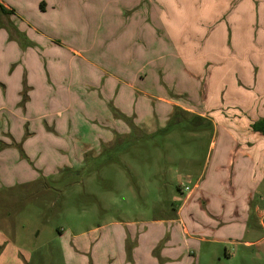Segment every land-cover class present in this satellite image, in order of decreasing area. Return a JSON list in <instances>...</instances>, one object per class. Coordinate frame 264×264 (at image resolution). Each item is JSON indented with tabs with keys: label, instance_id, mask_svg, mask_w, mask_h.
Instances as JSON below:
<instances>
[{
	"label": "crops",
	"instance_id": "0c3cea01",
	"mask_svg": "<svg viewBox=\"0 0 264 264\" xmlns=\"http://www.w3.org/2000/svg\"><path fill=\"white\" fill-rule=\"evenodd\" d=\"M22 11L34 21L38 19L42 30L63 28L54 24L56 11L46 7L43 13L38 12L35 0H0V212L12 203L17 193L27 192L38 184L46 186L47 179L58 172L57 166H61L62 172H73L84 166L87 154H99L118 140H127L133 132L146 138L156 135L164 130L171 115L183 119L196 117L213 129V150L208 157L209 166L200 173L193 187L181 190L186 192L182 194V204L174 215L152 222L162 230L156 239L149 240L146 227L149 222L141 221L145 229L115 232L109 240L121 239L122 245L115 241L110 251L101 247L93 249L92 260L98 264H197L205 244L242 243L245 228L256 222L259 202L264 200V193H260L264 185V135L252 129L253 123L264 119V54H261L264 40L254 38L261 52L253 56L252 65L246 68L248 74H236V67H226L223 73L221 66H226L223 61L227 58L222 54L216 58L206 55L201 61L173 54L168 57L173 59L170 65L175 67L158 65L160 60L156 66L154 61L150 65L148 55L144 54L150 53L148 33L144 35L147 49L136 57L140 66L138 74H51L47 69L42 71V62L34 51L28 48L22 53L21 34L32 38L34 44L39 38L38 27H33L30 20L23 15L22 20L15 19L14 14L20 15ZM208 25L207 28L203 24L189 35L190 48L199 46L195 54L197 50L200 53L229 43L235 47L229 25ZM99 30L104 31L103 25ZM171 31L163 30V38L154 45L182 46L183 40H177ZM39 42L52 50L49 40ZM120 45L128 43L123 41ZM67 48L74 57L86 60L77 49ZM22 55L26 58L25 67L28 66L26 72L20 64ZM115 60L112 56L107 61ZM28 64L33 66L31 72ZM255 69L258 73H254ZM86 95L93 97L89 100ZM134 95L141 96L134 102L136 110H132ZM97 96H107L113 105L120 102V113L125 112L122 114L128 119L108 122L109 109ZM91 110L103 112L99 127L86 120V113ZM240 112L246 114L245 118L240 117ZM219 184L228 185L235 199L241 194V200L231 205L223 204L222 200L212 201L211 191ZM234 220L241 224L228 225ZM244 243L253 245L250 241ZM4 244L11 245L8 233H0V264H4L1 257ZM84 247L81 248L85 252ZM14 255L10 250L7 257L12 260Z\"/></svg>",
	"mask_w": 264,
	"mask_h": 264
},
{
	"label": "rangeland",
	"instance_id": "374dc122",
	"mask_svg": "<svg viewBox=\"0 0 264 264\" xmlns=\"http://www.w3.org/2000/svg\"><path fill=\"white\" fill-rule=\"evenodd\" d=\"M47 1L49 3L35 0V8L40 13L46 7L54 9V24L63 28L42 30L39 20L34 21L24 11L14 15L16 20H22L24 16L33 27H38V42L34 44V40L24 34L18 42L23 54L28 48L34 51L40 57L42 71L47 69L51 74H138L140 66L136 57L147 49L144 37L147 33L151 41L150 53L144 54L148 55L150 65L154 61L156 66L157 60H160L158 65H170L173 59L168 56L173 54L188 60L199 58L200 61L206 55L216 58L222 54L227 58L223 61L226 66H221L223 73L226 67H236V74H248L246 68L252 65L253 56L261 52L254 38L264 40V0ZM63 11L67 14L61 15ZM72 11L76 13L74 16L70 14ZM235 12L244 15L237 16ZM62 18L67 20L62 21ZM208 23L212 26L229 25L232 37L234 33L235 47L229 43L200 53L197 50L196 55L199 46L190 48L189 35L203 24L208 28ZM102 25L104 31L99 30ZM233 26H236L234 32ZM127 27L130 28L128 32L125 31ZM167 28L177 40H183L182 46L154 45L157 39L163 38V30ZM40 39L49 40L53 44L52 50L44 48ZM123 41L128 45L121 46ZM67 46L80 51L88 62L74 57ZM24 56L20 64L26 72L28 66L23 63L26 61ZM112 56L117 60L108 62ZM170 66L175 67L174 64ZM32 67L29 65L30 72ZM178 67L180 71V63ZM149 70H152L151 66ZM254 71L258 73V70ZM90 97L93 95H86L89 100ZM97 97L109 109L108 122L128 119L122 114L125 112L120 113V102L113 105V100L107 96ZM138 97L141 96L134 95L132 99V110H136L134 102ZM94 111L86 113L88 119H85L90 125L99 127V116L103 112ZM240 113V117L245 118L246 114ZM204 122L196 117L183 119L171 115L164 130L156 135L146 138L133 132L127 140H118L99 154H87L84 166L73 172H62L61 166H57L58 172L47 179L46 186L38 184L27 192L17 193L12 203L0 212V233H8L11 239V245H3L5 251L1 257L4 264H98L92 260L93 249L101 247L110 251L116 239L113 242L109 239L115 236V232L147 227L149 240L156 239L162 230L152 222L174 215L183 202L182 194L186 193L181 190L193 187L200 173L209 166L213 129ZM229 191L228 185L219 184L211 191L214 195L212 201L237 204L242 195L235 199ZM260 193H264V185ZM258 207L259 217L248 225V229L245 228L242 243L205 244L197 264H264V200ZM141 221L149 222L148 226L141 225ZM130 223H134L133 227ZM239 224L235 220L228 223ZM122 241L116 242L122 245ZM246 241L253 245L246 246ZM84 246L85 252L82 250ZM10 250L15 254L12 260L7 257Z\"/></svg>",
	"mask_w": 264,
	"mask_h": 264
},
{
	"label": "trees",
	"instance_id": "16d2710c",
	"mask_svg": "<svg viewBox=\"0 0 264 264\" xmlns=\"http://www.w3.org/2000/svg\"><path fill=\"white\" fill-rule=\"evenodd\" d=\"M1 10L3 12H6V10L3 7H1ZM252 129H253L254 132L261 133V134L264 135V119L260 120V121H258L256 123H253Z\"/></svg>",
	"mask_w": 264,
	"mask_h": 264
}]
</instances>
